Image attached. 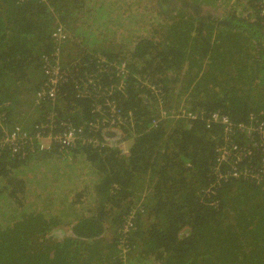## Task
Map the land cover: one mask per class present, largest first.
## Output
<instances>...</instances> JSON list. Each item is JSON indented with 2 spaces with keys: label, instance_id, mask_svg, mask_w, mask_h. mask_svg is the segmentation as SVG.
I'll list each match as a JSON object with an SVG mask.
<instances>
[{
  "label": "trees",
  "instance_id": "16d2710c",
  "mask_svg": "<svg viewBox=\"0 0 264 264\" xmlns=\"http://www.w3.org/2000/svg\"><path fill=\"white\" fill-rule=\"evenodd\" d=\"M155 1L144 33L118 41L117 0H0V137L52 116L45 132L95 141L0 150V264H264V178L219 179L221 127L206 123L264 122V0ZM58 25L66 77L37 103ZM254 153L238 168L258 171Z\"/></svg>",
  "mask_w": 264,
  "mask_h": 264
},
{
  "label": "built area",
  "instance_id": "2783aa9c",
  "mask_svg": "<svg viewBox=\"0 0 264 264\" xmlns=\"http://www.w3.org/2000/svg\"><path fill=\"white\" fill-rule=\"evenodd\" d=\"M260 15L264 17V3L261 5ZM52 38L56 44V48L52 53V59L45 61L42 68L44 80L40 89L35 94V101L48 100L54 102L57 96L58 84L65 80L66 71L61 64L62 48L70 35L64 30L61 25H58L52 32ZM119 71L124 69V65L115 66ZM176 118H185L187 120H195L199 116L196 113L188 112L181 109L174 115ZM53 117L48 119V124L41 123L34 127V131L26 133L21 131L18 127L4 137H0V150H8L12 156H23L32 153H38L47 150L52 142L56 141L61 148L75 146L80 141L82 145H91L95 147V141L91 139L80 138V131L75 130L70 126H64L63 131L58 135H52L45 132L44 129L52 127ZM103 121V120H102ZM155 122V121H153ZM207 126L219 125L222 132V143L218 147V154L216 156V171H219V165L227 164L228 168L225 171L218 172L219 179L224 178H250L259 180L264 178V122L259 120L254 115H250L246 122L234 123L228 116L218 112H213L206 119ZM238 136L246 139L241 149L234 143ZM80 138V139H79ZM220 148V149H219ZM27 151V152H26ZM257 151V152H255ZM255 152V153H254ZM258 154L260 156L259 170L252 171L247 167L239 169L238 164L242 163V159ZM232 156L235 158L232 159ZM132 225V214L128 215L124 221L123 232H127Z\"/></svg>",
  "mask_w": 264,
  "mask_h": 264
},
{
  "label": "rangeland",
  "instance_id": "374dc122",
  "mask_svg": "<svg viewBox=\"0 0 264 264\" xmlns=\"http://www.w3.org/2000/svg\"><path fill=\"white\" fill-rule=\"evenodd\" d=\"M117 2L119 4H123V11L126 13L124 15L127 16L130 15V17L127 22L120 24L121 28L117 27L115 29H110L111 32L113 31L114 35L116 36V39L119 41L121 39L122 33L130 34V35H138L140 33H144L145 28L147 29L149 27L150 22H148V20H152L154 18V13L157 7L156 1L155 0H117ZM221 2L222 1L218 2V4L221 5ZM176 7H179V3L176 4ZM212 12H214V15L220 14V11L213 10ZM91 21L88 22V24L86 23V28L87 25L90 28L91 26L93 27L94 20L91 19ZM78 31L80 33L81 30H77V32ZM98 33L107 34L109 33V31L102 30V31H98ZM109 37H112V33H109ZM33 99L30 101L33 102L32 107L31 108H28V106L26 107L28 108L29 111H31L35 106ZM123 144H124V148L126 149L127 143H123ZM122 150L125 151L123 149V146H122ZM51 235L57 239L66 237L65 235H67V229L64 228L56 229L52 231Z\"/></svg>",
  "mask_w": 264,
  "mask_h": 264
},
{
  "label": "crops",
  "instance_id": "0c3cea01",
  "mask_svg": "<svg viewBox=\"0 0 264 264\" xmlns=\"http://www.w3.org/2000/svg\"><path fill=\"white\" fill-rule=\"evenodd\" d=\"M123 145H124V144H123ZM126 146H127V148H128V146H129V143H127V145H126ZM66 229H67V228H66ZM67 230H68V229H67Z\"/></svg>",
  "mask_w": 264,
  "mask_h": 264
},
{
  "label": "flooded vegetation",
  "instance_id": "af4514ba",
  "mask_svg": "<svg viewBox=\"0 0 264 264\" xmlns=\"http://www.w3.org/2000/svg\"><path fill=\"white\" fill-rule=\"evenodd\" d=\"M251 115H253V114H251ZM250 116V115H249ZM255 117H257L256 115H254ZM258 118V117H257ZM259 119V118H258ZM260 120V119H259Z\"/></svg>",
  "mask_w": 264,
  "mask_h": 264
}]
</instances>
